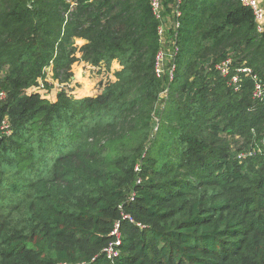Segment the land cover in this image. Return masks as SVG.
Instances as JSON below:
<instances>
[{
	"label": "trees",
	"instance_id": "1",
	"mask_svg": "<svg viewBox=\"0 0 264 264\" xmlns=\"http://www.w3.org/2000/svg\"><path fill=\"white\" fill-rule=\"evenodd\" d=\"M179 9L158 77L149 0H0V264H264V97L231 83L264 84V31L242 0ZM115 59L99 94L30 91Z\"/></svg>",
	"mask_w": 264,
	"mask_h": 264
},
{
	"label": "built area",
	"instance_id": "2",
	"mask_svg": "<svg viewBox=\"0 0 264 264\" xmlns=\"http://www.w3.org/2000/svg\"><path fill=\"white\" fill-rule=\"evenodd\" d=\"M173 2V13L175 16H180L181 11L179 6L181 5L183 0H171ZM243 4L250 7L254 13L255 20L257 23V29L260 32L264 31V5L262 4L261 0H242ZM151 11L154 17L159 21L158 25V34L160 39V49L156 55V64H155V72L158 77H161L165 72V63L167 60H171L175 55L176 52L171 54L172 52H167V42L170 41L169 35L170 29H177L181 27V22L177 18H173L172 15L166 12L165 6L163 5L162 0H149ZM170 17H168L167 15ZM174 16V15H173ZM174 42V41H173ZM172 42V43H173ZM231 59L228 58L221 63L217 64V68L223 75H230L231 74ZM174 69V68H173ZM50 71V70H49ZM48 73V72H46ZM241 74L245 76H249L254 79V90L253 95L255 98L262 99L264 97V84L259 76L254 73L253 69L250 66H241L237 68L236 72L231 75V83H233L236 89L239 88V84L241 81ZM172 76V71H171ZM39 82L40 87L44 86L43 79ZM43 82V83H42ZM38 86V85H37ZM6 98V93L0 91V99L4 100ZM243 155V154H242ZM241 155V156H242ZM138 167H136V170ZM127 217V215H125ZM112 234L114 235V240L106 247L105 251L107 253L108 258H114L119 255L118 246L121 245V232H120V221H117L115 225V229L113 230Z\"/></svg>",
	"mask_w": 264,
	"mask_h": 264
},
{
	"label": "rangeland",
	"instance_id": "3",
	"mask_svg": "<svg viewBox=\"0 0 264 264\" xmlns=\"http://www.w3.org/2000/svg\"><path fill=\"white\" fill-rule=\"evenodd\" d=\"M167 16L170 17L169 15ZM112 62L110 63V66ZM88 64L90 65L83 66L82 64H77L75 69L72 70L71 78L67 79V81H61L59 78L55 77L54 70H52L53 66L50 65L45 69V71L48 73H46L45 76L42 78L44 81V86L40 87V84L38 86L35 85L31 87L30 91H38L43 96H47L48 98L53 99L56 98L58 91H60L61 89H65L69 94H72L77 98H82L85 96L101 93L110 81L116 80V77H114L115 72L113 76L112 69H109L107 65H105L104 67L101 66L100 68L98 66L97 68V66L94 67L93 65H91V63ZM121 68L122 66L120 65V68L118 69ZM81 70L83 71V75L79 78V81H77V79L73 78V76L76 75L74 73L78 74L79 72V74H81ZM162 94L164 95V92H162Z\"/></svg>",
	"mask_w": 264,
	"mask_h": 264
},
{
	"label": "crops",
	"instance_id": "4",
	"mask_svg": "<svg viewBox=\"0 0 264 264\" xmlns=\"http://www.w3.org/2000/svg\"><path fill=\"white\" fill-rule=\"evenodd\" d=\"M172 2V1H171ZM261 2H262V4L264 5V0H261ZM169 7H170V13H171V15H172V11H173V2L172 3H170L169 5H168ZM168 6H166V7H168ZM166 7H165V9H166ZM168 10V9H167ZM77 64H82L83 66H87V65H90V64H88L87 62H83V61H81V62H76L75 64H73V67H72V70H74L75 69V67H76V65ZM94 66V65H93ZM78 67V66H77ZM94 67H96V66H94ZM102 67H104V66H102ZM97 68H98V66H97ZM100 68V67H99ZM112 69V71H113V76H114V72H116L117 70H119L118 68H120V64H119V62H118V60H114L113 62H112V64H111V66L109 67V69ZM116 70V71H115ZM82 71V70H81ZM87 73V72H86ZM74 74H76L75 76H73V78H75V79H77V81H79V78L80 77H82V75H83V71L81 72V74H79V72H78V74L77 73H74ZM115 77V76H114ZM84 94H89V93H84ZM55 98H53L52 100H54Z\"/></svg>",
	"mask_w": 264,
	"mask_h": 264
}]
</instances>
